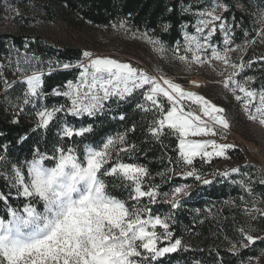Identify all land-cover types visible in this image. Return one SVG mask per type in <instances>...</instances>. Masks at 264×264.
Segmentation results:
<instances>
[{
	"label": "snow or ice",
	"instance_id": "6c2138e0",
	"mask_svg": "<svg viewBox=\"0 0 264 264\" xmlns=\"http://www.w3.org/2000/svg\"><path fill=\"white\" fill-rule=\"evenodd\" d=\"M218 9L221 14H217ZM227 10V5L220 0H216L211 8L196 10L195 34L184 32L185 54L177 58L186 64L217 60L230 67L229 75L222 81L223 86L242 103L250 120L264 126V87L259 90L251 88L252 77L243 81L237 79L251 62L246 65L241 58V63H233L228 56L232 48L225 47L221 53L211 44L218 30L224 33V44H231L229 37L236 25L228 23L223 16ZM184 11L192 10L186 8ZM257 19L264 24V10L257 13ZM126 24V20L120 21L119 29L127 31ZM167 28L165 25L164 29ZM259 35L264 38V30ZM148 42L154 47L159 46L158 51H164L158 39H149ZM175 51L179 52V45ZM53 63L48 61L47 74L55 68L75 67L79 72L75 81L66 82L65 91L52 90V95L67 98V107L40 105L36 112L37 130L48 129L62 112L77 118L96 117L104 112L106 102L111 99L125 101L143 91V102L137 103L136 108L153 113L148 132L156 140L166 134V129L176 137L177 163L181 166H192L197 157L210 162L212 157H222L226 149L233 147L217 143L215 139H194L222 136L216 126L224 129L230 126L225 109L212 104L204 96L184 90L171 79L151 76L130 63L113 58L94 57L89 51H84L82 60L76 64L55 62L53 68ZM29 71L31 74L25 76ZM16 72L24 77L20 82L26 85L23 103L37 106L48 95L43 90L46 75L43 62L25 54L17 61ZM4 83L6 87L10 86L7 80ZM186 101H191L197 109L193 110ZM119 118L125 119L123 115ZM12 122L18 123V120ZM62 124L59 134L62 139L72 140V144L67 147L58 145L53 155L41 153L37 148L31 160H25L23 165L12 164L4 177L10 187L15 188L17 197H23L27 202L22 207H12L8 196L0 193V202L7 209V218L0 217V264H160L161 258L179 251L182 240H173L169 225L171 216L154 214L150 205L164 202L176 209L182 198L189 196L190 186L177 185L170 192H161L160 186L155 184L145 187L151 177L147 167L124 162L121 158L122 154L131 158L137 150L135 144L127 142V132L108 136L96 144L88 138L94 131L92 124L79 128L67 121ZM128 131H135V125ZM75 138H80L78 143ZM0 148L6 151L7 145ZM4 159L0 156V161ZM46 161L53 163L49 165ZM238 171L237 168L231 169L232 173ZM168 172H171L167 177L169 180L175 176L194 177L205 185L212 183L194 167L181 172L166 169L159 175L164 179ZM219 174L229 175L228 172ZM108 178H114L117 186L128 193L127 199L118 198L110 191L112 181ZM241 185L244 186L243 182ZM245 190L251 191L250 188ZM161 196L163 201L159 199ZM145 199L147 203H144ZM249 211L264 216L260 209ZM240 231V241L232 244L233 254L261 239L243 229Z\"/></svg>",
	"mask_w": 264,
	"mask_h": 264
},
{
	"label": "trees",
	"instance_id": "16d2710c",
	"mask_svg": "<svg viewBox=\"0 0 264 264\" xmlns=\"http://www.w3.org/2000/svg\"><path fill=\"white\" fill-rule=\"evenodd\" d=\"M189 1L50 0L60 14L74 15L80 19L81 23L87 22L95 27L113 28V25L118 27L120 21L126 20L128 31L146 33L151 39H158L166 49L173 47L181 40V32L185 25L190 26L194 22L193 16L184 11V6L188 5ZM220 1L228 7V10L224 12L227 22L236 25L229 37L232 45L239 51L246 65L251 62L237 79L243 81L246 77H252L249 86L259 90L264 87V38L259 35L261 30H264V24L258 21L257 13L264 10V0ZM46 11L52 14L50 7ZM165 25H168L167 30L164 29ZM9 41L10 46L0 41V59H11L13 63V51L27 54L29 57H37L43 62L46 73L43 77V90L48 94L44 100L38 102L37 106L25 105L23 93L26 85L16 81L11 87L5 89L3 80H0V146L7 145L6 151L0 148V156L5 157L3 161H0V193L8 196L10 206L19 208L27 201L23 197H17L15 188H11L9 181L4 177L10 171L12 164L23 165L25 160H31L37 148L41 153L53 155L58 145L67 147L73 143L72 140L61 138L57 120L51 123L48 129L37 130L35 128L36 112L40 105H46L49 108L60 106L62 98L60 95H52V90L61 91L63 85L74 79L78 72L74 69L55 68V62L76 64L82 59L83 52L77 47L66 46L60 49L51 47L39 36H12ZM50 60L54 62L55 70L47 74ZM12 66L16 70L15 63ZM19 76L20 74L16 72L14 77ZM135 98L136 94L125 101H113L109 111L115 108L114 105L117 110L110 115L120 114L125 119L120 121H117V117L114 121L106 119L101 124L97 136L90 141L97 142L119 127L118 130L122 133L127 132V142L137 146L131 158L127 154H122L123 161L135 162L147 167L153 181L162 191H166L170 183L171 185L196 183V189L190 195L191 201H186L189 202L188 205L175 211L174 222L170 226L173 239L182 240L184 251L181 250L163 258L160 264H179L185 260L197 264H253L264 249V216L249 210L256 208L264 211V183H261L264 181L263 168L261 166L242 167L236 175L217 179L208 184L203 188L202 194H199L197 190L199 183L195 178L182 179L175 176L169 180L167 177L171 175V172H168L162 179L159 173L165 172L166 169L174 168L175 171L181 172L194 167L198 173H202L203 165L206 169H210L211 166L201 159H195L192 166L178 164L176 137L169 134L166 129V134L159 140L153 138L148 128L154 115L152 112L146 113L135 108ZM108 112L90 119H66L74 124L91 123L92 120L101 121ZM225 115L230 121L228 115ZM14 119H17L18 123H13ZM133 125H135V131H128ZM75 140L78 143L80 138ZM235 153L238 152L228 151V155L233 159L238 157ZM46 163L51 165L53 162L46 161ZM108 179L112 181L110 191L118 198L127 199L128 193L117 186L115 179ZM246 188H250L251 191H246ZM205 205L209 208L208 210L205 209ZM6 211L5 204L0 202V217L7 218ZM241 229L261 239H257L253 245L233 254L232 244L240 241Z\"/></svg>",
	"mask_w": 264,
	"mask_h": 264
},
{
	"label": "rangeland",
	"instance_id": "374dc122",
	"mask_svg": "<svg viewBox=\"0 0 264 264\" xmlns=\"http://www.w3.org/2000/svg\"><path fill=\"white\" fill-rule=\"evenodd\" d=\"M215 3L216 0H190L189 4L184 6V9L189 8L192 10L189 11V13L194 18L193 24L187 28L183 27L181 32L182 37L178 43L174 44L171 48H164V51L161 52L157 50L159 46L154 47L153 44L148 42V40L151 39L149 35L145 36L144 34L134 33L128 30L125 31L119 29V27L100 28L92 26L87 22L81 23L80 19L74 15L70 14L66 16L60 14L57 8L52 6L50 0H0V41L4 42L6 46H10L9 39L12 36H39L47 45L57 49L66 46L77 47L80 48L82 52H92L94 57H109L120 62L130 63L132 66L144 70L151 76L157 78L159 76H164L165 78L171 79L173 82L180 84L184 90L204 96L212 104L225 109V114L228 115L230 120V126L227 129L216 126L218 132L222 133V136L217 135L215 137L194 138L215 139L217 143L233 145L232 148L225 150L224 156L212 157L210 162H204L205 164H210L211 167L210 169H206L205 165H203L204 171L199 174L204 178L215 182L217 179H226L230 175H236L238 172H231V169L233 168L240 170L242 167L246 166H253L255 168L261 166L264 170V126L260 125L257 121L250 120L248 114L244 111L242 103L235 99L230 89H226L223 86L222 81L229 75L231 68L217 60H206L203 64H186L177 58L178 55L185 54L184 32L187 31L190 34H195L194 26L197 19L194 15L195 11L198 9L203 10L205 8H211ZM48 7L51 8L52 14L47 13L46 10ZM217 14H221L219 9L217 10ZM222 14L224 16V12ZM211 44L213 47H216L221 51V53L224 52L225 47L232 48L233 51L228 53L230 61L233 63H241V54L236 48H234L232 43L227 46L224 44L223 32L218 30L213 35ZM178 45L179 52L177 53L175 50ZM18 53L19 52L13 51V63L11 59H0V80H3V82L7 80L10 84V86L6 87L4 83L5 89H8L16 81L24 78L22 75L17 78L14 77L16 70H14L15 67L12 65L15 63L16 66L17 61L25 56L23 53H19V55ZM188 55L190 58L191 54L189 53ZM210 55L211 53L209 51V56ZM30 74L31 72H27L24 75L26 76ZM193 82H195V84ZM135 94L136 98L134 105L136 108L137 103L143 102V91H138ZM161 99L163 100V98ZM163 102L165 103V106H168L166 100H163ZM185 103L190 104L193 110L197 109V106L192 104L191 101H186ZM114 107L115 108L109 111L107 115L103 116L101 121L92 120L91 123L79 122L74 124L69 122V120L60 113L58 114L57 119L59 122V133L63 126V121H67V123L74 125L77 128L92 124L94 126V131L89 134L88 137L89 140H91V138L97 136L101 124L106 121V119L114 121L117 120V117V121L121 120L119 118L120 114L116 116L110 115L117 110L116 105H114ZM118 129L119 127L94 143L100 144V142L108 136H115L122 133ZM231 150L238 152L235 153L238 156L236 159H233L228 155V151ZM121 158H123V156ZM195 159L201 158L197 157ZM223 172H228L229 175L225 177L219 174ZM191 178L194 179V177ZM198 183L197 190H199V194H202L203 188L207 187L208 184L205 185L201 181H198ZM152 184L156 185L153 178L150 177L149 180L146 181L145 187ZM177 185L184 184L171 185L170 183L166 191H162L161 189L160 191L170 192L171 189ZM187 185L190 186L188 189L189 196L182 198V203L178 208L172 209L170 204L164 202L150 205L151 208L154 207V214H159L162 217L166 215L171 216V219L169 220L170 226L174 222L173 217L175 211L180 207L188 205L187 203L189 202L186 201H191L190 195L196 189V183ZM201 188L202 190H200ZM159 199L163 201L164 197L161 196ZM144 203H147L146 199ZM161 205H163V207H161ZM204 207L206 210L209 209L206 205ZM181 250L184 251V248L182 247L177 252H181ZM171 254H167L165 257ZM163 258L160 260H163ZM179 264L197 263H190L185 260ZM253 264H264V249L259 258H257Z\"/></svg>",
	"mask_w": 264,
	"mask_h": 264
},
{
	"label": "built area",
	"instance_id": "2783aa9c",
	"mask_svg": "<svg viewBox=\"0 0 264 264\" xmlns=\"http://www.w3.org/2000/svg\"><path fill=\"white\" fill-rule=\"evenodd\" d=\"M81 60H82V59H81ZM81 60H80V61H81ZM86 62H87V61H85V63H86ZM71 69L77 70V71L79 72V69H78V68L73 67V68H71ZM78 72H77L75 78L72 79V81H75V80H76L77 75H78ZM65 85H66V83L63 85V88H62L61 92H63V91L66 90ZM60 97L62 98V104H61V105H65V107H67V106H68V100H67V98L64 97L63 95H60ZM113 101H117V100H116L115 98H113V99H111L110 101L106 102L104 112L97 114V116H100V115H102V114L108 112V111L111 109V106H110V105H111V103H112ZM61 114H62L65 118L70 119V120H82V119H90V118H93V117H87V116H83V117H80V118L73 117V116H66L64 112H62ZM97 116H96V117H97Z\"/></svg>",
	"mask_w": 264,
	"mask_h": 264
},
{
	"label": "water",
	"instance_id": "95a60500",
	"mask_svg": "<svg viewBox=\"0 0 264 264\" xmlns=\"http://www.w3.org/2000/svg\"><path fill=\"white\" fill-rule=\"evenodd\" d=\"M18 81H21V79H20V80H18Z\"/></svg>",
	"mask_w": 264,
	"mask_h": 264
}]
</instances>
